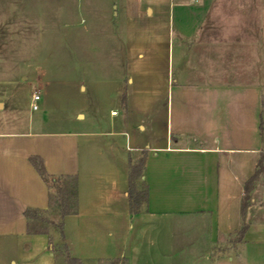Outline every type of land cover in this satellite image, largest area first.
Instances as JSON below:
<instances>
[{
  "label": "crops",
  "instance_id": "crops-1",
  "mask_svg": "<svg viewBox=\"0 0 264 264\" xmlns=\"http://www.w3.org/2000/svg\"><path fill=\"white\" fill-rule=\"evenodd\" d=\"M210 3L119 0L103 54L119 109L99 120L76 113L62 130L40 111L45 79L63 75V0H40L32 15L26 1L0 0V264H58L61 233L28 231L25 211L50 199L32 156L50 175L77 178L63 231L83 264H264V168L239 233L245 185L264 165V88L249 80L264 77L254 52L264 38L248 23L224 34ZM132 185L148 192L136 213Z\"/></svg>",
  "mask_w": 264,
  "mask_h": 264
},
{
  "label": "rangeland",
  "instance_id": "rangeland-1",
  "mask_svg": "<svg viewBox=\"0 0 264 264\" xmlns=\"http://www.w3.org/2000/svg\"><path fill=\"white\" fill-rule=\"evenodd\" d=\"M23 1H26L30 14L40 5V0ZM118 3L119 0H63V75L56 79H45L47 80L45 85L48 91L49 105L47 109L40 111L41 114L45 113L48 126L67 130L71 128L70 120L76 113H87L88 117L99 120L109 113L111 108L119 109L118 101L113 95L118 79L107 76L110 64L103 57L104 52L110 47V43L106 40L109 34H106L104 29L112 21L110 9L112 8L113 11ZM210 5L212 8L221 9L224 12V14L216 13L212 17L216 22L227 23L226 26L223 25V28H226L223 29L224 34L230 32V23L235 26L238 23H248L254 25L253 33L256 37L264 38V0H211ZM1 38H6V31L2 32ZM71 43L74 45L73 47ZM254 48L255 73L259 75L261 74L260 69L264 65V44L256 45ZM31 49L33 52L34 47L32 46ZM60 55V52L57 53L58 59H60ZM57 62V65H60L59 61ZM126 80L124 78V86H126ZM249 80L255 81L264 88V77L256 76ZM37 86V83L26 84L25 93L27 90L32 91ZM82 86L84 92L80 91ZM79 106L82 107L76 110ZM92 127L95 125L93 124ZM51 219L60 222L59 216H52ZM37 226L40 228L55 227L52 224L44 223H37ZM235 238L236 236H234ZM63 246L60 244L58 248L64 250ZM58 264H64L62 257L58 259Z\"/></svg>",
  "mask_w": 264,
  "mask_h": 264
},
{
  "label": "trees",
  "instance_id": "trees-1",
  "mask_svg": "<svg viewBox=\"0 0 264 264\" xmlns=\"http://www.w3.org/2000/svg\"><path fill=\"white\" fill-rule=\"evenodd\" d=\"M31 161L35 166L36 170L45 181L49 189V208L47 210L42 209H33L28 208L25 211V216L28 219V231L30 233H47L48 228H40L37 226V223L52 224L56 229L61 233L62 239L60 243L53 245V250L56 252L57 260L62 257L64 259V264H83V262L76 257H73L69 248L66 244L63 231V219L65 216L75 213L77 210V178L68 175H59L54 176L50 175L46 170L44 161L38 156H32ZM145 161L142 158L137 165L132 168L131 180L134 181L135 178L142 175ZM263 160H260L258 168L254 175L245 185V194L242 202V216H243V225L239 230L240 234H244L248 228L246 222V215L249 207L251 206L252 201V191L256 185V182L259 180L263 172ZM148 197V192L146 190L136 191L132 185L130 189V199H131V210L132 213L138 212L140 209L141 203L143 200H146ZM58 209L60 214V222H56L48 218L47 212L49 210ZM63 244V249H59L58 245ZM125 258H116L111 261V264H125Z\"/></svg>",
  "mask_w": 264,
  "mask_h": 264
},
{
  "label": "built area",
  "instance_id": "built-area-1",
  "mask_svg": "<svg viewBox=\"0 0 264 264\" xmlns=\"http://www.w3.org/2000/svg\"><path fill=\"white\" fill-rule=\"evenodd\" d=\"M39 100H40V94L38 92H34V94L32 96V107H33V109L39 108V105H38ZM113 114H116V112H114Z\"/></svg>",
  "mask_w": 264,
  "mask_h": 264
}]
</instances>
